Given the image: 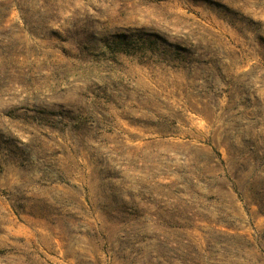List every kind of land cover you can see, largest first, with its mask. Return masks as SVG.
<instances>
[{"label":"rangeland","instance_id":"obj_1","mask_svg":"<svg viewBox=\"0 0 264 264\" xmlns=\"http://www.w3.org/2000/svg\"><path fill=\"white\" fill-rule=\"evenodd\" d=\"M0 264H264V0H0Z\"/></svg>","mask_w":264,"mask_h":264}]
</instances>
